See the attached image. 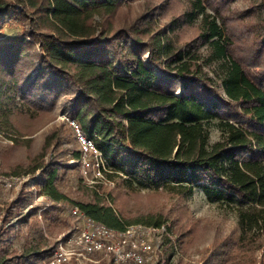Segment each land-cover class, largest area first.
<instances>
[{
    "label": "trees",
    "instance_id": "16d2710c",
    "mask_svg": "<svg viewBox=\"0 0 264 264\" xmlns=\"http://www.w3.org/2000/svg\"><path fill=\"white\" fill-rule=\"evenodd\" d=\"M15 1L20 11L10 8L12 0H0V22L5 16L21 18L31 38L28 48L39 50L28 60L24 38L0 45V117L6 123L12 124L15 112L35 118L50 101L73 94L70 114L122 189H161L188 200L197 188L208 202L236 213L238 248L264 234V0L258 3L259 29L245 41L261 64L257 74L234 53V33L222 17L233 0H215L212 12L206 4L214 0H190L164 27L155 25L152 8L118 16L130 0ZM190 23L196 24L195 35L174 38ZM16 97L35 110L24 112ZM212 120L220 136L210 143L206 124ZM48 144L40 141L34 158ZM73 154L78 158L80 152ZM62 158L58 150L39 177L43 192L56 199L66 196L57 184ZM104 185L87 190L88 197L76 203L94 219L123 227L130 219L98 195L102 188L112 192L114 186ZM225 239L199 247L204 264H224L234 252ZM56 243L41 241L21 253L0 250V264H31L50 256Z\"/></svg>",
    "mask_w": 264,
    "mask_h": 264
},
{
    "label": "rangeland",
    "instance_id": "374dc122",
    "mask_svg": "<svg viewBox=\"0 0 264 264\" xmlns=\"http://www.w3.org/2000/svg\"><path fill=\"white\" fill-rule=\"evenodd\" d=\"M189 1L130 0L120 9L118 16L133 17L152 8L155 25L164 27L171 19L181 15L190 7ZM258 3L259 0H233L222 16L234 33L233 38L236 43L234 53L246 61L247 71L253 74L258 73L261 64L253 59L251 46L245 41L253 40L252 30L259 29L257 21L261 17V12ZM215 6V0L213 4H206L210 12ZM10 8L20 11L22 6L12 0ZM125 9L127 13L124 12ZM93 20L97 23L100 20L99 15L94 14ZM26 27L27 24L21 18L5 16L3 22H0V45L7 44L15 38H24L26 41L24 47L27 46L26 57L29 60L39 48L37 45L28 48L31 38ZM196 33V24L190 23L182 25L174 35L172 33L171 35L174 38L179 36L180 40L184 41ZM205 50L204 48L202 51ZM35 61L34 59L32 63ZM30 69L31 67H26V71ZM8 81L9 78L4 76V82ZM72 95L66 94L54 102L50 101L48 106L37 112L35 118L29 117L26 113L15 112L11 116L12 124H8L5 122L6 117H0V171L10 169L7 172L31 173V176L38 172L41 177L42 170L54 161L55 153L62 150L64 172L61 174V179L57 180V184L66 195L61 199L51 197L52 202L49 205L36 203L35 191L28 187L19 194L0 197V250L7 253H21L26 247L37 245L41 241H57L63 233L71 231L70 228H74L75 225L74 218L68 213V207L78 205L76 201L86 199L87 190L109 184L106 186H114L116 190L112 188V192H109L108 188H102L99 189L98 195L118 214L122 211L123 215L130 219V223L159 220L160 224L166 226L169 235H166L161 245V264H204L199 258L200 248L209 247L226 237H228L225 239L226 242L233 243L234 252L228 254L224 264H264V234L253 235V240L248 241L245 247L238 248L241 231L236 213L223 204L208 202L200 189L196 188L188 200H182L161 189H122L118 186L120 182L118 177H114L112 183H96L92 186L88 184L81 176L77 158L73 154L74 151L79 150V145L76 132L69 123L71 119L78 123V120L70 114L69 98ZM16 104L22 105L24 112L27 111L26 107L35 110L32 105L24 106L19 97H16ZM206 127L210 143L219 138L220 132L216 127V120L207 122ZM44 139L49 142L47 151L34 158L40 141ZM12 217H15L14 222L8 223L9 218ZM133 218L141 219L132 220ZM49 222L52 228L47 226ZM46 259L47 256L32 261L31 264H43ZM67 264L112 263L109 259L102 258L94 262Z\"/></svg>",
    "mask_w": 264,
    "mask_h": 264
},
{
    "label": "built area",
    "instance_id": "2783aa9c",
    "mask_svg": "<svg viewBox=\"0 0 264 264\" xmlns=\"http://www.w3.org/2000/svg\"><path fill=\"white\" fill-rule=\"evenodd\" d=\"M69 123L77 136L80 155L76 161L81 176L91 186L112 183L108 176L111 169L93 139L82 132L74 119ZM26 187L35 191L36 203L49 205L52 202L51 196L42 190L38 172L31 176V173L0 171V197L19 194ZM68 213L74 218V228L58 238L52 254L43 264L94 262L102 258L112 264H161V245L169 235L164 224L132 222L123 227H111L87 215L78 205L68 207ZM14 220L15 217L9 218L8 223Z\"/></svg>",
    "mask_w": 264,
    "mask_h": 264
}]
</instances>
